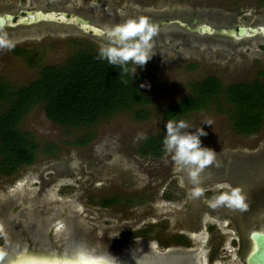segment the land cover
Here are the masks:
<instances>
[{
	"label": "rangeland",
	"instance_id": "obj_1",
	"mask_svg": "<svg viewBox=\"0 0 264 264\" xmlns=\"http://www.w3.org/2000/svg\"><path fill=\"white\" fill-rule=\"evenodd\" d=\"M29 8L76 12L106 26L128 17L147 16L158 26L153 38L154 54L148 61L149 78L144 82L154 102L149 106L152 116L147 120L125 111L86 127L55 123L48 118L43 104L35 105L20 128L31 133L41 145L36 162L11 176L0 174V253L5 257L9 250L28 247L65 251L74 220L58 216V212L77 215L85 223L89 238L83 237L82 242L98 254L106 253L111 244L128 240L125 232L153 222L163 224L168 218L170 230L179 227L186 216V206L195 198L190 194L187 173L176 170L171 153L165 151L163 157L156 159L139 154L138 146L151 136H165L168 120L163 110L189 94L190 83L208 75L219 76L225 86L257 78L264 80V37H239L235 31L239 25L264 24V0H0V14L21 13ZM195 18L200 21L193 22ZM203 23L214 26L216 32H200ZM0 30L14 41L11 50L0 49V82L14 88L36 79L43 66L64 63L83 45L94 44L100 49L106 42L105 37L57 22L11 24ZM17 47L38 53L39 58L32 65L27 60L29 54L15 53ZM1 104L4 101H0V108ZM223 104V110L214 105L181 119L192 126L187 129L189 132L204 129L206 135L200 137L202 146L214 150L216 160L235 148L242 150L254 138L264 139V127L252 135L240 133L233 126L232 114L225 111L231 106ZM85 135L92 139L83 145L79 139ZM262 145L259 143V147ZM165 192H171L178 200H167ZM110 195L118 196L120 202L103 206L100 200ZM138 196L146 198V202L135 203L136 199L132 205L127 203L126 200ZM206 196L204 193L198 198ZM28 205L52 207L45 238L35 241L31 237V245L26 237L8 242V230L13 229L9 223L11 213L25 211ZM55 218L61 221L57 227ZM138 239L139 243L127 244L149 252H165L159 240ZM5 261L0 260V264H6ZM11 263L15 264L13 259L8 262Z\"/></svg>",
	"mask_w": 264,
	"mask_h": 264
},
{
	"label": "trees",
	"instance_id": "obj_2",
	"mask_svg": "<svg viewBox=\"0 0 264 264\" xmlns=\"http://www.w3.org/2000/svg\"><path fill=\"white\" fill-rule=\"evenodd\" d=\"M14 51L23 56L29 54L27 60L32 65L39 58L38 53L24 47ZM98 53L94 44H86L64 63L43 66L39 76L27 85L14 88L0 82V101H4L0 108V174L13 175L36 162L41 145L31 133L20 128V123L37 104L44 105L50 120L67 127L94 125L125 111H133L140 120L152 116L149 106L154 99L144 86L149 78V63L137 65L133 76L129 73L121 77L118 67L97 59ZM122 79L128 82L125 84ZM190 87L189 94L163 110L165 119L178 121L214 105L223 110V103L227 102L231 107L225 111L232 114L240 133L249 134L262 128L264 83L255 80L225 86L219 76L208 75L190 83ZM91 139L85 135L79 143L86 145ZM163 140V135L151 136L139 150L161 156Z\"/></svg>",
	"mask_w": 264,
	"mask_h": 264
},
{
	"label": "flooded vegetation",
	"instance_id": "obj_3",
	"mask_svg": "<svg viewBox=\"0 0 264 264\" xmlns=\"http://www.w3.org/2000/svg\"><path fill=\"white\" fill-rule=\"evenodd\" d=\"M24 10L21 13L10 12L17 18L19 14H24ZM198 19L199 18H195L193 22L198 21ZM201 25L202 24H200V27ZM260 25L264 24L250 26L257 27ZM239 26L235 29L237 35ZM248 36L264 37L262 33ZM255 80L264 83V80L257 78L253 81ZM263 127L264 115L262 128ZM261 129L249 134L243 133L245 135H252L260 132ZM256 139L257 138H254L255 141L253 140L254 142H250L249 145H246L242 150L235 148L232 153L227 152L223 157L217 160L215 159L212 165L203 170L200 177L201 184L199 186L205 189L204 193L207 194V196L203 198L195 197L192 203L186 206V216L183 221L179 222V227L177 225L176 228L170 230V221L166 218L167 220H165L163 224L153 222L143 228L133 230L132 232H125V237H128V240L123 242L119 241L116 245L110 243L111 237L109 236V232H107L106 236L109 244H111V248L106 249V253L119 259L126 258L127 256H135L137 260H139V255H142V253L154 256V258L157 259H162V257H166L165 255H167L170 259L179 260L184 264H249V257L257 249L253 233H264V139ZM144 141L142 143H144ZM259 143L263 145L259 147ZM141 144L138 146V153L142 156H150L158 159L163 157L166 153L165 149L161 156L154 153H143L139 150ZM225 182L232 186L241 187L245 196V204L247 205L245 209L228 206L213 208L210 206L209 201L214 195L218 194L216 186ZM189 185L193 188L191 182ZM164 197L169 201L178 200L171 192H165ZM138 198H131L126 201L129 205L134 204L136 199L138 202L135 203L142 204L146 202V198H140L139 196ZM105 200L109 202L104 204L103 201ZM12 202L13 201H11V204ZM119 202L120 199L116 195H110L100 200V203L105 207L116 205ZM27 207L25 211H23V209L17 212L12 211L13 213H11L9 223L13 229L10 231L8 230V242L11 239L16 241L19 237H22V239L26 237L28 241L30 240L31 245V237H35V241L45 238V230L50 224L49 215L52 211V207H47L46 205L42 207L41 205H28ZM58 216H64L71 222H73L71 219L74 220L71 228L73 233H71L69 237V242H72L73 245L80 243L78 242L80 237H88L86 235V225L84 222L80 221L77 215L71 217V215H67L64 212L62 214L58 212ZM53 222L54 227L61 224L58 218H55ZM1 225H3L2 222H0V226ZM162 233L166 234L165 237ZM91 236L94 235L92 234ZM139 237L159 240L161 246L166 248L165 252H149L147 250H141L139 247H136V245L129 246L127 244L128 242L134 244L139 243ZM113 248H117L118 250L112 251ZM40 249L44 248L40 247ZM86 249L92 255L98 254L95 250H89L88 247ZM156 262L160 263V259Z\"/></svg>",
	"mask_w": 264,
	"mask_h": 264
},
{
	"label": "clouds",
	"instance_id": "obj_4",
	"mask_svg": "<svg viewBox=\"0 0 264 264\" xmlns=\"http://www.w3.org/2000/svg\"><path fill=\"white\" fill-rule=\"evenodd\" d=\"M105 43L101 45L97 59L107 60L108 63L120 69L121 77L136 72V66L143 67L154 54L153 38L157 35L158 26L147 16L128 17L121 23L105 28ZM14 47L8 34L0 30V49ZM132 64L134 67L129 68ZM127 83V80H123ZM143 86V85H142ZM211 124L210 122H207ZM187 122L168 120L163 144L165 151L171 153L177 166V171H184L193 184L191 195L200 197L205 189L200 187L201 173L212 165L215 160V151L202 146L200 137L206 135L203 128H197L195 132H189L191 128ZM218 194L209 201L211 207L228 206L245 209V196L240 186H232L229 183H221L216 186ZM2 254V253H0Z\"/></svg>",
	"mask_w": 264,
	"mask_h": 264
},
{
	"label": "water",
	"instance_id": "obj_5",
	"mask_svg": "<svg viewBox=\"0 0 264 264\" xmlns=\"http://www.w3.org/2000/svg\"><path fill=\"white\" fill-rule=\"evenodd\" d=\"M15 18L16 16L11 12L1 14L0 15V27L2 28L5 26H9L11 24H13L14 26H17V25H32V24H37L40 22H57V23H62V24L75 25L84 33L92 34L93 36H96V37H106L105 28L107 26L96 23L92 21L91 19L85 18L84 16L76 12H69L67 10H56V9L47 10L43 8L27 9V10H24V14H19L18 17L16 19ZM180 23L183 25H186V23L183 21H180ZM199 30L202 33H210V34H213L216 32V28L209 23H203L201 27L199 28ZM224 30L226 31V29ZM237 33L239 36H242V37L248 36V35L253 36L259 33H262L264 35V25H260L257 27H253L250 25H241L239 26ZM253 237L256 240L255 244H257V249L249 257V264H264V233L254 232ZM83 240H84L83 237H81V239L78 240V242L83 243L82 242ZM66 248H67L66 251L62 252L59 249L58 251H56V253H60L63 256L65 254L67 255V253L74 254L75 253L74 251H76V249H73V246L68 247L67 244H66ZM19 252L31 253V254L35 252L36 254H46V255H51L55 253L54 251H51V250L47 251V250H43L40 248L28 247L25 250L18 249L17 251H14V252L9 250L8 253L5 254V257L2 260H6L4 263H8L12 259L17 257ZM102 255L107 256L108 254L104 252L102 253ZM108 257L116 259V257L115 256L112 257L111 254H109ZM139 257H140L139 260L145 264L148 263L146 262L147 259H150L153 261L158 260L157 258H154V256L146 255V253H142V255H139ZM135 258H136L135 256H132V257L130 256L127 259L129 261ZM163 259L164 258L160 260V264H184L179 260H172V259H169V261L165 263L164 261H162ZM154 264H157V263H154Z\"/></svg>",
	"mask_w": 264,
	"mask_h": 264
},
{
	"label": "bare ground",
	"instance_id": "obj_6",
	"mask_svg": "<svg viewBox=\"0 0 264 264\" xmlns=\"http://www.w3.org/2000/svg\"><path fill=\"white\" fill-rule=\"evenodd\" d=\"M66 244L68 247H72V246L76 247V248L73 247L74 249H77L76 251H74L75 252L74 254L73 253H67V255L65 254L62 256V254L56 253V252L51 254V255L36 254L35 252H33L32 254L29 255V254L24 253V252H19L18 256L15 257L13 260H14L15 264H74V262H78L80 260V258L83 257V258L88 259V260L106 261V262H108V264H139V263L145 264V263L141 262L140 260L132 259V260L128 261L127 257L121 258V259H119V258L114 259V258H109L108 256H105L102 254L101 255H98V254L92 255L86 249L87 245L85 242H83V244L80 243L77 245L75 243H74L75 245H73V243H71V242L66 243ZM165 256L166 257H162V258H164L162 261H164L166 263L169 261L170 258L167 257V255H165ZM128 257H130V256H128ZM135 259H137V258H135ZM158 259L161 260V258H158ZM15 260H18V261H15ZM156 261L147 259L146 262H148L150 264L158 263ZM6 264H8V263H6ZM11 264H13V263H11ZM158 264H160V263H158Z\"/></svg>",
	"mask_w": 264,
	"mask_h": 264
},
{
	"label": "snow or ice",
	"instance_id": "obj_7",
	"mask_svg": "<svg viewBox=\"0 0 264 264\" xmlns=\"http://www.w3.org/2000/svg\"><path fill=\"white\" fill-rule=\"evenodd\" d=\"M2 259H3V255L0 254V260ZM74 264H108V262L88 260V259L81 257L80 260L78 262H74Z\"/></svg>",
	"mask_w": 264,
	"mask_h": 264
}]
</instances>
